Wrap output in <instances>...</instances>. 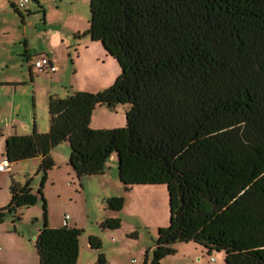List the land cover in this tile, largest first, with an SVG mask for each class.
Here are the masks:
<instances>
[{
  "label": "trees",
  "instance_id": "16d2710c",
  "mask_svg": "<svg viewBox=\"0 0 264 264\" xmlns=\"http://www.w3.org/2000/svg\"><path fill=\"white\" fill-rule=\"evenodd\" d=\"M85 35L120 75L97 92L50 96L46 133L34 125L5 138L9 165L41 158L38 264L78 259L82 229L50 227L41 190L54 166L50 150L62 142L78 179L102 175L114 157L125 191L166 187L169 222L157 229L151 264H162L180 242L223 252L224 264H264V0H90ZM117 106L125 108V126L90 127L97 107ZM8 191L0 222L37 202L29 182L12 180ZM123 203V196L106 200L115 213ZM101 226L118 229L121 219ZM88 244L97 254L91 264H109L99 237Z\"/></svg>",
  "mask_w": 264,
  "mask_h": 264
},
{
  "label": "rangeland",
  "instance_id": "374dc122",
  "mask_svg": "<svg viewBox=\"0 0 264 264\" xmlns=\"http://www.w3.org/2000/svg\"><path fill=\"white\" fill-rule=\"evenodd\" d=\"M15 2L0 0V159L8 133L30 134L34 125L46 130L40 133L48 131L50 96L67 97L79 90L97 92L109 87L121 73L101 44L85 35L90 0H29L18 10L12 6ZM40 53L55 59L58 70H32L31 79L28 60ZM91 119V128L123 127L125 108L97 107ZM69 155L66 142L52 147L54 166L47 171L41 190L48 225L62 223L82 229L77 264L96 261V251L88 244L90 236L100 238L109 264H151L157 229L169 222L166 187L139 186L125 191L113 157L102 175L78 179L62 163L68 162ZM40 163V157L23 159L10 164L8 173L0 172V209L10 201L12 180L21 185L29 182L38 196L34 205L22 207L17 215L7 213L0 222V264H38L35 239L44 224L38 195L44 176ZM118 196L124 197V203L115 213L107 208L106 200ZM66 214L69 219L65 221ZM113 216L121 219L120 228H103L102 221ZM174 248L176 252L162 264H224L223 252L209 254L193 242L176 243Z\"/></svg>",
  "mask_w": 264,
  "mask_h": 264
},
{
  "label": "built area",
  "instance_id": "2783aa9c",
  "mask_svg": "<svg viewBox=\"0 0 264 264\" xmlns=\"http://www.w3.org/2000/svg\"><path fill=\"white\" fill-rule=\"evenodd\" d=\"M29 3V0H17V2L14 3V6L17 9L25 7ZM30 67L34 71L42 72V71H48L51 73H54L57 70V66L52 63L51 59L49 56L45 54H40L38 55L35 59L31 60V63H29ZM10 167L9 164L4 158L2 161H0V172H9ZM69 219V215L66 214L64 216V220L66 221Z\"/></svg>",
  "mask_w": 264,
  "mask_h": 264
},
{
  "label": "crops",
  "instance_id": "0c3cea01",
  "mask_svg": "<svg viewBox=\"0 0 264 264\" xmlns=\"http://www.w3.org/2000/svg\"><path fill=\"white\" fill-rule=\"evenodd\" d=\"M40 54H45V55L49 56V58L51 59L52 63H54V64L56 65V63H55V59H53L49 54H46V53H40ZM40 54H39V55H40ZM37 56H38V55H37ZM37 56H35L33 59H35ZM33 59H29V60H28V63H31V60H33ZM30 69H31V67H30ZM57 70H58V69H57ZM57 70H56V71H57ZM31 71H32V69H31ZM56 71H55V72H56ZM55 72H54V73H55ZM87 91H88V90H87ZM92 115H93V114H92ZM91 120H92V119H91ZM35 128L37 129L38 132H45V131H46V130H43V128L41 129V128H38V127H36V126H35ZM12 134H13V133L10 132V133L7 134V136L12 135ZM7 136H6V137H7ZM4 158H5V157H4V155H3V157L0 159V161H2ZM113 158H114V157H113ZM112 160H113V159H112ZM62 163H63V165L67 166V162H62ZM6 173H8V172H6ZM64 223H65V222H64ZM64 225H66V224H64ZM49 226H50V227H60V226H63V224L61 223V224H59V226H53V225L49 224ZM75 226H77V225H75ZM77 227H78V226H77ZM151 248H152V247H151Z\"/></svg>",
  "mask_w": 264,
  "mask_h": 264
}]
</instances>
